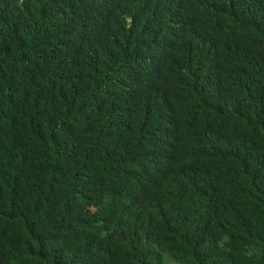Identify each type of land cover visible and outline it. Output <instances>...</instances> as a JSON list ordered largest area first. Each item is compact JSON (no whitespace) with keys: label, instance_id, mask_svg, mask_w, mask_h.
Masks as SVG:
<instances>
[{"label":"trees","instance_id":"obj_1","mask_svg":"<svg viewBox=\"0 0 264 264\" xmlns=\"http://www.w3.org/2000/svg\"><path fill=\"white\" fill-rule=\"evenodd\" d=\"M0 264H264V0H0Z\"/></svg>","mask_w":264,"mask_h":264},{"label":"rangeland","instance_id":"obj_2","mask_svg":"<svg viewBox=\"0 0 264 264\" xmlns=\"http://www.w3.org/2000/svg\"><path fill=\"white\" fill-rule=\"evenodd\" d=\"M171 263V262H170Z\"/></svg>","mask_w":264,"mask_h":264}]
</instances>
